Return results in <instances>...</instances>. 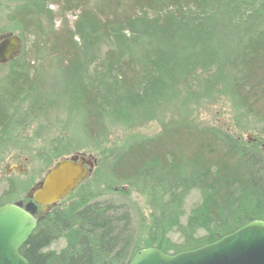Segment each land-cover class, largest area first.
<instances>
[{"label": "trees", "instance_id": "obj_1", "mask_svg": "<svg viewBox=\"0 0 264 264\" xmlns=\"http://www.w3.org/2000/svg\"><path fill=\"white\" fill-rule=\"evenodd\" d=\"M5 1L17 5L8 22L22 51L0 65V159L39 142L48 173L99 155L39 217L20 250L30 264H129L149 248L173 256L264 221V0ZM219 101L239 131L261 126L255 140L196 122ZM156 121V135L136 132ZM112 130L124 137L107 147ZM8 184L0 207L17 201Z\"/></svg>", "mask_w": 264, "mask_h": 264}, {"label": "water", "instance_id": "obj_2", "mask_svg": "<svg viewBox=\"0 0 264 264\" xmlns=\"http://www.w3.org/2000/svg\"><path fill=\"white\" fill-rule=\"evenodd\" d=\"M21 51L22 41L17 35H0V65L11 63ZM96 165L93 156L86 154L62 159L31 189L27 204L0 207V264H30L20 250L38 227V213L48 212L66 199ZM129 264H264V221L251 222L214 244L173 256L155 248L144 249Z\"/></svg>", "mask_w": 264, "mask_h": 264}, {"label": "rangeland", "instance_id": "obj_3", "mask_svg": "<svg viewBox=\"0 0 264 264\" xmlns=\"http://www.w3.org/2000/svg\"><path fill=\"white\" fill-rule=\"evenodd\" d=\"M16 4L12 2H8L5 0H0V35L7 33H14L11 31V24L8 22V15L16 8ZM70 23H73L75 20V15L67 16ZM61 21L57 22V26H59ZM5 72H0V77H2ZM196 122L199 125H217L222 129L231 133L239 138H242L244 141H253L256 139L257 134L253 130L254 128L258 129L261 126L256 125L254 123L250 124L249 130L247 132H241L237 129L235 121L233 120V114L231 111V106L225 101H219L214 104L208 105L204 108L198 109L196 114ZM160 121L152 122L143 127H140L136 130L137 133H140L145 136H154L161 130ZM35 129L30 130L26 136L33 137ZM124 137V133L120 130H112L111 136H109L107 147L112 146L120 142V140ZM33 151L30 152L28 150L18 148V149H10L6 154H4L0 159V197L4 194L5 191L8 190L9 181H13L16 184V187L19 189V193L15 195L14 199L19 203L28 195L40 181H42L47 171L45 170L44 165H42L37 155L38 150L41 148V144L39 142L32 144ZM87 156L91 155L97 161L99 159V155L97 152L84 151ZM36 156V158H34ZM22 161V163H20ZM12 166H18L14 168ZM21 166L20 171L18 168ZM9 170V171H8ZM93 173V172H92ZM92 173L90 175H92ZM28 188V190H26ZM26 190V191H25ZM25 191V192H24ZM24 200V199H23ZM107 200H115L119 201V197L116 196H108ZM199 201L198 193L194 192L189 199L187 200L186 209L189 210L193 204ZM139 205L142 207V202L138 200ZM13 204V203H12ZM133 218L135 223H137L136 214L133 211ZM65 246L64 242H60L51 249L53 250H61Z\"/></svg>", "mask_w": 264, "mask_h": 264}, {"label": "flooded vegetation", "instance_id": "obj_4", "mask_svg": "<svg viewBox=\"0 0 264 264\" xmlns=\"http://www.w3.org/2000/svg\"><path fill=\"white\" fill-rule=\"evenodd\" d=\"M20 163H22V161H20ZM12 167H14V168H17L18 166H12ZM20 171H22L21 170V166L18 168ZM9 171V170H8ZM43 181V180H42ZM42 181H40L39 183H41ZM20 202H22V203H24V204H27L28 202H29V199L26 197L25 198V200H22V201H20ZM15 203H17V202H15ZM47 212H44L43 214H46ZM43 214H40V213H38V215H37V217L39 216L40 217V215H43Z\"/></svg>", "mask_w": 264, "mask_h": 264}]
</instances>
